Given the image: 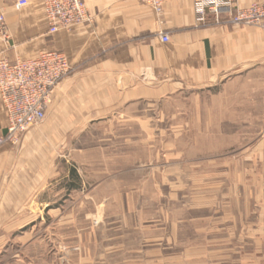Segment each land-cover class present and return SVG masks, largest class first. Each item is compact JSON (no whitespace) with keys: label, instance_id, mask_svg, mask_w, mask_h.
<instances>
[{"label":"crops","instance_id":"1","mask_svg":"<svg viewBox=\"0 0 264 264\" xmlns=\"http://www.w3.org/2000/svg\"><path fill=\"white\" fill-rule=\"evenodd\" d=\"M16 1L0 0L8 31L7 40L0 37V56L13 61L57 51L74 70L56 89L43 125L24 132L17 146L0 147V264H67L49 257V217L56 212L62 220L52 195L60 173L53 167V146L64 142L70 127L108 119L149 94L156 98L219 84L221 100L234 99L241 128L236 162L242 169L248 160L264 206L263 28L197 26L193 0H166L161 15L138 0H85L89 22L50 33L42 0H28L19 10ZM254 2L264 0H237L239 6ZM161 32L168 42L160 40ZM7 125L0 97V135ZM253 219L251 244L231 247L236 255L219 264H264V212Z\"/></svg>","mask_w":264,"mask_h":264},{"label":"rangeland","instance_id":"2","mask_svg":"<svg viewBox=\"0 0 264 264\" xmlns=\"http://www.w3.org/2000/svg\"><path fill=\"white\" fill-rule=\"evenodd\" d=\"M219 86L149 94L70 127L53 146L62 220L49 217L52 261L219 264L251 244L264 206L248 160L236 162L241 128Z\"/></svg>","mask_w":264,"mask_h":264},{"label":"built area","instance_id":"3","mask_svg":"<svg viewBox=\"0 0 264 264\" xmlns=\"http://www.w3.org/2000/svg\"><path fill=\"white\" fill-rule=\"evenodd\" d=\"M138 1L150 7L157 15L163 13L166 2ZM27 4L28 0H17L14 8L19 10ZM42 4L50 33L90 21L85 0H42ZM193 14L197 26L226 22L264 29V3L239 6L237 0H193ZM0 37L5 40L8 38L2 12ZM160 40L168 42L169 35L161 32ZM73 70L65 54L57 51H42L35 57L13 61L0 56V97L8 117L6 132L0 135V147L17 146L24 132L43 122L56 89Z\"/></svg>","mask_w":264,"mask_h":264},{"label":"trees","instance_id":"4","mask_svg":"<svg viewBox=\"0 0 264 264\" xmlns=\"http://www.w3.org/2000/svg\"><path fill=\"white\" fill-rule=\"evenodd\" d=\"M73 172H71V174H72ZM74 188V187H73Z\"/></svg>","mask_w":264,"mask_h":264}]
</instances>
